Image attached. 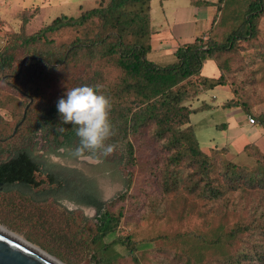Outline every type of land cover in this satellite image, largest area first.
Returning <instances> with one entry per match:
<instances>
[{
	"label": "rangeland",
	"instance_id": "obj_1",
	"mask_svg": "<svg viewBox=\"0 0 264 264\" xmlns=\"http://www.w3.org/2000/svg\"><path fill=\"white\" fill-rule=\"evenodd\" d=\"M107 3L108 0H0V52L7 50L15 57L10 70L14 71L13 75L0 78L1 135L9 134L21 117L25 103L21 95L29 97L33 94L38 97L41 94L49 97L53 92H65L53 76L74 78V81L79 79L88 86L100 85L98 94H102L103 90L115 89L120 76L118 68L107 60H98L88 66L80 54L68 68L57 67L48 76L44 72L32 73L24 79L25 83H18L23 78L17 80L15 73L17 68H23L22 63L26 60L25 49L20 46L21 37L38 33L58 17L77 19L84 12L104 7ZM226 7L228 14H235L234 8ZM243 8L246 9L245 4ZM153 9L154 16L158 9ZM229 17L225 16L218 28L222 31L227 28L221 35L226 36L241 22L237 20L234 24L235 19ZM96 26L97 21L86 25L93 31H96ZM257 27L258 34L253 41H238L232 55L226 56L233 63L230 73L226 75V85L221 86L227 87L229 91L232 85L241 88L240 97L249 107L243 111L247 122L250 115L264 111V11ZM85 32L84 29L65 28L50 35L49 39H54L57 44L68 45ZM159 54L152 59L158 66L163 62L162 53ZM18 85L26 92H20ZM228 90L219 88L208 95L204 91L194 94V88H189L182 102L190 109L205 105L203 111L190 115L189 124L181 127H193L199 149L209 156L205 178L200 174L194 175L195 171H203L196 168L198 163L188 155L173 162L169 158L170 151L160 144L140 145V141L136 140L135 155L143 166L139 169L141 166L134 165L132 185L125 192V172L119 170L112 161L97 160L90 155L74 157L69 153L45 154L44 150L39 149L41 142L33 147L35 154L43 157L42 160L55 167L72 169L70 175L77 178L78 183L82 179L93 182L99 198L105 202L103 211L123 207V218L113 236H102L96 239V243L91 242L100 232L96 213L91 207L84 206L81 211L68 213L52 204L32 206L15 195L13 190L0 193V226L63 264H105L106 260H115L113 264H180L176 257L177 248L181 245L185 249L197 247V237L209 241L207 257L211 264L217 260L215 248L218 245L215 244L218 235L215 237L213 231L218 229L224 237L223 233L228 232L227 227L240 222L243 226L247 225L248 230L234 240L232 247L238 246L242 252L249 254L248 260H241L243 264H264V184L247 185V178H239L236 183L225 181L226 178L223 180L221 177L225 168L217 167V164L229 163L236 168L234 171L241 170L254 178L255 173H259V177H263L264 130L257 122L250 124L255 126L254 131L252 126H240L237 121L238 110L218 106L225 93L227 97L231 96ZM121 103L127 104V97ZM29 106L30 103L27 108ZM223 124L226 128L218 127ZM22 147L21 144L5 145L0 140V161L8 159ZM213 148L215 150H211ZM206 181L210 182L211 189H220L216 197L209 196L210 193L202 189ZM196 183L202 186L201 189L195 188ZM123 194L124 198H121ZM126 235H130V239L138 245L133 255H128L124 246L113 245L115 240L123 239ZM226 240L221 238L219 246L227 253L230 247L225 245ZM105 244L111 245L108 251L103 250Z\"/></svg>",
	"mask_w": 264,
	"mask_h": 264
},
{
	"label": "trees",
	"instance_id": "obj_2",
	"mask_svg": "<svg viewBox=\"0 0 264 264\" xmlns=\"http://www.w3.org/2000/svg\"><path fill=\"white\" fill-rule=\"evenodd\" d=\"M150 1L108 0L106 6L86 11L77 19L65 16L56 18L38 33L20 38V46L25 49L26 60L22 63L23 68L21 70L17 68L15 71L17 80L23 78L18 83H25L24 79L32 73L44 72L48 76L50 73L53 74L57 67L68 68L72 61L78 59L79 54L88 66L98 60H107L118 68L120 76L117 78L115 89L102 91V94L111 101L109 119L115 132V135L105 143L115 145V150L107 156L100 153L96 155L85 153V155L105 162L112 161L113 164L118 165L119 170L125 172L126 175L125 192L132 185L134 165L141 166L139 169L143 166L135 155L134 142L136 140L140 141V145L160 144L161 147L170 151L169 158L173 162L188 155L198 163L196 168L199 167L203 171V173L195 171L194 175L206 176L209 156L199 149L194 138L193 127L189 125L185 129L181 128L189 124L190 115L203 111L205 105L190 109V107L182 105V102L187 97L189 88H194V94H196L226 85V75L230 73L233 63L226 59V56L232 55L238 41L248 42L255 39L258 34L257 23L264 11L263 0H218L216 6L220 12L219 18L213 22L208 37L206 39L198 37L192 43L178 47L173 63L158 66L147 58L151 49ZM244 4L246 9L243 8ZM226 6L234 8L235 14L234 12H230L231 15L228 14ZM225 16L235 19L234 24L237 20L242 22H239V25L226 36L220 33L226 32L227 28L223 27V31L218 29L222 20H225ZM94 21H97L96 31L86 27L88 24H93ZM65 28L84 29L86 32L83 36L76 37L68 45L57 44L54 39H49L50 35L59 33ZM209 59L215 61L220 72L217 79H202L200 77V70ZM14 60V55L7 50L0 52V78L13 75L14 71L10 70L13 68ZM262 60H264V55H262ZM53 77H56L54 81L59 82L65 92L61 94L53 92L49 97H43L41 94H38V97H34L33 94L29 97L21 95L25 101L21 117L15 122L9 134L1 135L0 133V140L3 144L24 146L15 151V154L11 155L12 158L6 160V163L0 165V181L8 185H12L17 180L20 182L28 180L27 176H30L28 173L31 171V166H34V162L43 161V157L34 155L33 147H37L39 142H41L39 149L44 150L45 154H72L79 146V138L72 125H65L61 122L56 104L59 98L65 97L68 89L86 84L79 79L75 81L74 78L72 80L65 79V76ZM198 87L200 91H197ZM17 89L20 92H26L19 85ZM240 89V87L231 86L232 98L223 104L224 107H240L243 111L249 109L246 101H242L240 97ZM126 97L127 104L121 103L126 100ZM234 99L236 101L233 102ZM28 103L30 106L26 109ZM250 116L264 130V112ZM15 127V133L11 134ZM218 127L226 128L225 124ZM61 128L64 129L63 132L59 131ZM223 148L225 147H221V149ZM60 149L63 150V153L59 152ZM211 150H215V148ZM151 162H155V160ZM217 167L225 168V172L221 173L223 180L226 178L225 181L236 183L235 181L239 178H247L245 181L248 182L247 185L261 186L264 184V176L259 177L261 175L259 173H255L256 177L254 178L241 170L234 171L236 168L229 163L217 164ZM194 186L200 189L202 187L198 183ZM68 187L72 188L74 193L76 183L68 181ZM202 189L210 193L211 197H216L220 193L219 188L211 189L209 181H206ZM81 196L82 198L78 197L77 201L85 206L93 207L96 211L100 232L99 236H95L91 242L96 243V239L102 236H113L116 233V227L123 218V207L103 211L105 202L99 198L93 182L86 179H82ZM75 197L72 194L69 196L72 200L76 199ZM121 198H124V194ZM227 228L228 232L223 233L224 237L219 234L218 229L213 231L215 237L218 235L215 238V244L218 245L215 248L217 260L211 264H243L241 260L249 259L248 253L242 252L243 250L238 246L232 247L234 240L242 232L248 230L247 225L243 226L237 222L234 226ZM221 238L227 239L225 245L230 247L227 253L219 246ZM196 239H198V246L195 248L185 249L183 245L177 248L178 255L176 257L180 264H209L210 259L207 257V251L210 249L209 241L203 237ZM117 244L124 246L128 255H133L138 249L137 243L130 239V235L113 242V245ZM110 248V244H105L103 250L108 251ZM96 253L97 250L94 251L95 257ZM114 255L118 256L117 253ZM114 262L115 260L112 262L106 260L105 264Z\"/></svg>",
	"mask_w": 264,
	"mask_h": 264
},
{
	"label": "crops",
	"instance_id": "obj_3",
	"mask_svg": "<svg viewBox=\"0 0 264 264\" xmlns=\"http://www.w3.org/2000/svg\"><path fill=\"white\" fill-rule=\"evenodd\" d=\"M217 1L151 0L149 13L151 49L147 55L149 61L153 62L152 59L162 53L163 62L160 66L171 64L175 61V52L178 47L190 44L198 37L206 39L211 31L213 22L219 18L220 12L216 6ZM156 7L158 11L153 16V8ZM219 75L220 72L213 59L207 60L200 70L202 79H217ZM219 88L224 89V91L228 90L227 87L217 86L203 93L209 95ZM231 96L227 97V93H225L223 98L219 100L218 106H222ZM211 98L214 99L213 95ZM221 108L226 107L222 106ZM232 108L238 110L237 121L239 125L242 127L252 126L254 131L255 126L248 124L243 110L239 107Z\"/></svg>",
	"mask_w": 264,
	"mask_h": 264
},
{
	"label": "clouds",
	"instance_id": "obj_4",
	"mask_svg": "<svg viewBox=\"0 0 264 264\" xmlns=\"http://www.w3.org/2000/svg\"><path fill=\"white\" fill-rule=\"evenodd\" d=\"M100 88V85L74 87L57 101L61 122L72 125L79 138V146L72 153L76 157L85 153L107 156L115 150V145L105 143L115 132L109 119L111 101L105 95L98 94ZM59 131L63 132L64 129Z\"/></svg>",
	"mask_w": 264,
	"mask_h": 264
},
{
	"label": "flooded vegetation",
	"instance_id": "obj_5",
	"mask_svg": "<svg viewBox=\"0 0 264 264\" xmlns=\"http://www.w3.org/2000/svg\"><path fill=\"white\" fill-rule=\"evenodd\" d=\"M16 128L13 130L15 133ZM63 153V150H59ZM19 153V152H18ZM16 153V154H18ZM15 154V153H13ZM34 155H36L34 153ZM10 156L8 159H11ZM6 159V160H8ZM6 160L0 161V165L6 163ZM37 165V167H36ZM72 169H64L55 167L53 164L42 161L34 162V166H31L30 176L24 182L14 181L12 185H8L3 181H0V193L5 190H13L15 195L19 198L29 202L32 206H44L45 204L56 205L58 209H63L68 213H73L78 210H82L85 205L78 202L77 199L81 196L82 182L78 183L77 178H73ZM68 181L76 183V189L74 193L72 188L68 187ZM70 190V193H69ZM72 192V193H71ZM72 194L76 196L74 200L70 199L69 196ZM61 207V208H60ZM94 211L95 209L91 207ZM96 213V211H95Z\"/></svg>",
	"mask_w": 264,
	"mask_h": 264
},
{
	"label": "water",
	"instance_id": "obj_6",
	"mask_svg": "<svg viewBox=\"0 0 264 264\" xmlns=\"http://www.w3.org/2000/svg\"><path fill=\"white\" fill-rule=\"evenodd\" d=\"M27 108V107H26ZM26 110V109H25ZM25 117V111L23 119ZM14 132V131H13ZM0 264H48L25 249L0 237Z\"/></svg>",
	"mask_w": 264,
	"mask_h": 264
},
{
	"label": "bare ground",
	"instance_id": "obj_7",
	"mask_svg": "<svg viewBox=\"0 0 264 264\" xmlns=\"http://www.w3.org/2000/svg\"><path fill=\"white\" fill-rule=\"evenodd\" d=\"M0 237H2L5 240L10 241L11 243L16 244L17 246L25 249L26 251L30 252L31 254L37 256L38 258L44 260L48 264H63L60 261L54 259L41 249L37 248L36 246L32 245L31 243L25 241L15 233H12L8 229L4 228L3 226H0Z\"/></svg>",
	"mask_w": 264,
	"mask_h": 264
},
{
	"label": "built area",
	"instance_id": "obj_8",
	"mask_svg": "<svg viewBox=\"0 0 264 264\" xmlns=\"http://www.w3.org/2000/svg\"><path fill=\"white\" fill-rule=\"evenodd\" d=\"M248 122H249V124H254L255 123L254 119L252 117H248Z\"/></svg>",
	"mask_w": 264,
	"mask_h": 264
}]
</instances>
